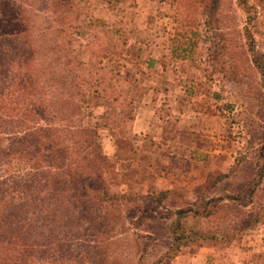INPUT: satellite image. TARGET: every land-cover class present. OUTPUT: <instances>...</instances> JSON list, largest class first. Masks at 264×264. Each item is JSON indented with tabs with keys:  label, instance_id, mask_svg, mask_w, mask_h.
<instances>
[{
	"label": "trees",
	"instance_id": "obj_1",
	"mask_svg": "<svg viewBox=\"0 0 264 264\" xmlns=\"http://www.w3.org/2000/svg\"><path fill=\"white\" fill-rule=\"evenodd\" d=\"M76 1L0 0V264H116L122 258L121 264H162L184 246L231 242L241 229L263 223L264 194L257 195L263 183L256 179L248 195L231 183L233 192L205 198L204 210L184 201L167 215L142 211L145 204L149 209L169 200L168 192L145 194L129 182L125 192L110 188L104 172L114 165L98 130L108 129L122 145L123 129L135 119L134 101L121 80L128 75L103 69L100 54L91 50L90 29L105 23L84 26V43L70 31L81 13ZM207 1L209 28L219 37L215 53L227 56L221 0ZM262 3L238 2L249 23L258 20ZM41 5L44 10H37ZM247 35L251 65L263 70L254 33L247 29ZM90 108L97 124L87 127ZM251 175L249 170L246 177ZM230 177L221 174L214 183ZM158 220L165 230L157 238L142 233ZM160 238L168 243L162 252V246L152 248Z\"/></svg>",
	"mask_w": 264,
	"mask_h": 264
},
{
	"label": "rangeland",
	"instance_id": "obj_2",
	"mask_svg": "<svg viewBox=\"0 0 264 264\" xmlns=\"http://www.w3.org/2000/svg\"><path fill=\"white\" fill-rule=\"evenodd\" d=\"M76 2L81 13L72 19L70 31L84 43L89 34L84 26L93 20L105 23L90 29L95 34L91 50L100 54L103 69L128 75L127 80L121 79L122 84L129 88L135 118L141 121L137 129L133 123L125 126L122 145L108 129L98 130L103 152L114 165L104 172L110 188L125 192L129 182L135 191L145 194L170 193L167 201L149 209L144 205L142 212L149 210L156 215L173 213L184 201L202 211L205 198L231 194V183L248 195L253 179L254 184L263 183L257 193L261 197L264 179L258 177L264 168V69L251 65L254 53L249 50L247 29L254 33V47L264 64V3L256 7L258 20L249 23L239 0H221L219 14L227 56L217 57L214 46L219 37L215 39L204 13L207 0ZM44 8L41 5L37 10ZM93 115L90 108L86 126L97 124ZM234 168L236 175L231 173ZM249 170L251 178L246 177ZM228 173L229 179L214 183L217 176ZM206 206L209 208L208 203ZM192 223L197 222L191 219L188 225ZM148 226L152 231L141 225L142 233H153L156 238L164 229L161 220ZM160 239L159 245L154 240L150 248L162 246L161 252L165 251L167 240ZM206 243L203 249L197 243L185 246L179 259L163 264H264L261 224L241 229L232 243ZM195 250L202 252L196 261Z\"/></svg>",
	"mask_w": 264,
	"mask_h": 264
},
{
	"label": "crops",
	"instance_id": "obj_3",
	"mask_svg": "<svg viewBox=\"0 0 264 264\" xmlns=\"http://www.w3.org/2000/svg\"><path fill=\"white\" fill-rule=\"evenodd\" d=\"M140 124H141V121H139L138 120V116L134 119V121H133V125H135L134 126V128L135 129H137V128H139L140 127ZM235 158H236V156H235ZM235 161V160H234ZM226 202H228V201H226ZM261 224V228L263 229V236H264V222L263 223H260ZM254 228V227H253ZM236 240V239H235ZM235 240H233V241H231V243L232 242H234ZM220 241H224V240H220ZM220 241H213L212 243H218V242H220ZM226 242V241H225ZM228 242V241H227ZM228 243H230V242H228ZM207 244V243H206ZM208 245H210V244H208ZM200 249H203V246H205V243H201V244H198L197 245ZM212 246V245H211ZM185 247V246H184ZM184 247H182V249L184 248ZM214 247V246H213ZM194 255H193V260L194 261H196L195 259H197V257H200V255L202 254V252H200V251H194ZM183 253H182V251H180L179 252V256H176L177 258L176 259H179L178 257H181V255H182ZM175 258V257H174ZM173 259V258H172ZM172 259H166V260H172ZM166 260H164L163 262H165ZM163 264V263H162Z\"/></svg>",
	"mask_w": 264,
	"mask_h": 264
}]
</instances>
